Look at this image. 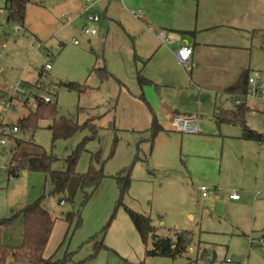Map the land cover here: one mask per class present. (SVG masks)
I'll list each match as a JSON object with an SVG mask.
<instances>
[{"label":"rangeland","instance_id":"374dc122","mask_svg":"<svg viewBox=\"0 0 264 264\" xmlns=\"http://www.w3.org/2000/svg\"><path fill=\"white\" fill-rule=\"evenodd\" d=\"M151 2L143 0L142 7L148 11ZM176 2L179 16L172 18L171 25L159 24L153 14L154 21L149 19L131 1H126L127 10L120 0H95L93 8L102 22L97 33L88 36L80 20L71 19L81 0L28 3L23 26L7 22L6 0H0V99H6L7 90L17 83L33 85L24 95L28 106L17 103L8 118L16 122L34 109V95H48L57 101L58 116L79 123L92 119L99 127L52 142L50 121L40 120L32 135L21 136L32 137L53 155L51 169L57 171L66 168V158L84 143L76 171L85 173L93 156L92 164L102 169L104 177L95 188L76 189L71 199L64 193L53 194L44 173L23 170L9 177L6 168L14 145L9 139L7 146L0 147V197L4 199L0 218L43 196L41 205L54 220L45 258L66 260L62 264H264L260 242L264 239V142L241 139L238 125L216 123L220 109L234 106L223 90L241 70L249 68L264 77L262 38L259 33L251 36L252 30L264 28V8L258 5L264 0ZM160 31L168 36L174 33L170 36L176 38L174 46L187 38L195 65L164 66L169 55L159 49L164 45L155 33ZM181 31L194 34L184 36ZM46 63L51 64L49 70ZM103 67L110 76L100 81ZM137 71L157 84L143 87L157 118L165 120V109L175 105L197 116L196 133L169 127L157 133L153 142L148 140L151 112L138 97ZM60 82L84 85L85 90L78 92L79 88ZM242 99L253 110L247 113V125L264 135V93ZM186 114H173L172 125L176 116H193ZM127 166L130 182L121 195L117 177ZM202 185L206 196L199 190ZM231 193L239 198L230 199ZM124 205L149 216L161 236L191 231L193 242L187 253L176 259L145 255V244ZM22 233L19 214L2 228V243L17 247Z\"/></svg>","mask_w":264,"mask_h":264},{"label":"trees","instance_id":"16d2710c","mask_svg":"<svg viewBox=\"0 0 264 264\" xmlns=\"http://www.w3.org/2000/svg\"><path fill=\"white\" fill-rule=\"evenodd\" d=\"M33 2H37V0H6L7 22H14L23 26L26 5ZM180 33L184 36H193L194 34L192 31H181ZM257 33H259L262 38L261 49L264 51V28L252 30L251 36L254 37ZM102 69H104V71L101 74H105L100 75V81H104L110 76L104 67ZM41 71L43 72V70ZM42 72L39 73V78ZM250 74L251 71L249 68L241 70L236 80L223 90V93L234 103V106L229 109H220L219 114L216 116V123L218 125H238L240 127L239 137L241 139L263 143L264 135L251 129L246 123L247 113L251 111V109L245 102L235 103V100L242 98L246 94ZM136 80L141 89L138 97L147 105L151 112L150 125L147 130L149 132L148 140L153 142L156 134L162 132L164 128L160 124L152 106L145 98L143 87L151 85L156 88L157 84L143 76L140 71L136 72ZM27 85V90H29V86H33L31 84ZM59 85H65L71 89L77 87L79 88L77 89L78 92L85 90L84 85L72 82H60ZM34 101V109L29 110L26 115L18 118L16 121L18 135L13 137L14 146L9 150V153L11 152V157L6 168L8 176L17 177L23 170L44 173L46 180H49L53 186L52 193H64L67 199L72 198V193L76 189L97 187L101 183L104 174L102 169H98L92 164L93 156L90 158L85 173H78L76 171L77 160L80 151L84 149V143H80L76 149L73 150V153L66 158V168L62 171H57L51 169L52 163L56 160L53 155L48 154L41 146L34 143L32 137L22 139L21 136L26 132H30L32 135L38 127L40 120L50 121L47 128L51 131L52 142L58 138L70 137L84 128H89L91 131L95 132L99 127L92 122V119L79 123L66 116H58L59 109L56 99L45 102L43 97L34 95ZM22 104L24 108L28 106L29 99L24 97ZM176 113L179 112L176 111ZM94 155L99 157V152ZM129 182L130 166H127L119 172L117 177V185L121 195L128 188ZM87 198L88 195L84 197L83 202H85ZM42 200L43 196H40L37 200L24 205L20 210L12 213L11 216L0 218V264H62L66 261L64 259L60 260L53 259L52 257H44L45 247L51 234L54 220L48 210L41 205ZM123 208L128 214L142 242L145 244V255L176 259L187 253L193 242L191 231H176L173 233V237L161 236L152 225L149 216L137 212L126 205H124ZM19 214L22 215L23 220L21 244L17 247L6 246L1 240V230L5 226L11 224ZM112 218L113 216L110 217L105 229L110 224ZM148 239H151L150 248L146 247Z\"/></svg>","mask_w":264,"mask_h":264},{"label":"built area","instance_id":"2783aa9c","mask_svg":"<svg viewBox=\"0 0 264 264\" xmlns=\"http://www.w3.org/2000/svg\"><path fill=\"white\" fill-rule=\"evenodd\" d=\"M85 5L82 7L77 16H82L83 23L81 26V30L84 34L88 36L95 35L97 33V25L101 20V14L93 8L95 4V0H84ZM18 28V26H15ZM149 31L153 30L151 25L147 26ZM158 41L163 45H171L176 39L170 37L165 34V32L160 31L155 33ZM73 43L77 44L78 41L73 39ZM192 48L186 44L182 45L175 51V56L179 63L183 65H188L191 60ZM51 68L50 63L45 64V70H49ZM16 86L12 87V89H8V97L6 99H0V147L4 148L7 146V142L9 139L13 142V137L18 133V128L16 122H12L8 118V113L14 111L18 106L17 103H22L24 99L25 92L27 91L26 86ZM264 93V77L258 71H254L250 74L248 78V88L246 90V94L244 97H252L255 94ZM45 102H49L51 97L45 95L43 97ZM244 102V99L240 98L235 100V103ZM197 116H176L173 118V126L176 131L182 133H196L198 131V126L196 124ZM199 190L201 191L202 196L207 195V188L205 186H199ZM230 199H238V195L236 193L229 194ZM63 204V202H61ZM261 243H264V239L260 240ZM227 262L230 260L227 259Z\"/></svg>","mask_w":264,"mask_h":264},{"label":"crops","instance_id":"0c3cea01","mask_svg":"<svg viewBox=\"0 0 264 264\" xmlns=\"http://www.w3.org/2000/svg\"><path fill=\"white\" fill-rule=\"evenodd\" d=\"M120 1L121 2L123 1V4L127 10H128V8L126 7V1H128V2L131 1L132 3H137V7H138L137 10H142V11L144 10L147 13V16L149 17V19H151L153 21H154V18L150 14L155 15L154 17L158 22H160L159 24H165V22H169L171 25H173L172 24V22H173L172 18H177L179 16V11H178L179 7L177 5L176 0H164V1L152 0L151 4L147 7L148 11L142 7L143 0H120ZM235 1L242 2V1H250V0H235ZM252 1L254 3L259 2V0H252ZM84 5H85L84 0H81V3L78 5V9H77L78 11L74 14L75 16L71 17L72 20L79 19L81 24L83 23V18H82V16H77V15ZM258 5L263 6V8H264V2L261 4H258ZM137 18H138V16H137ZM139 19H141L140 21L143 22L141 16H139ZM101 22H102V17H101V20L98 24H100ZM173 34L174 33H170V36H172ZM188 43H189L188 39L185 38L181 43H179L177 40V44L175 46L174 45H169V46L164 45L163 47H160L159 49H163L164 51H167V54L169 55V60L164 61L163 65L167 66L171 62L172 63L178 62V60L175 56V51L184 44H186L192 48V44L190 45ZM193 65H195V62L193 60V48H192V54H191V60H190L189 66H193ZM173 106H174L173 108H168V110L164 108L165 109V120H162L161 117L158 119L160 124L164 128L163 131H166L167 129H171V128L173 129L174 128L171 120H172L173 114H175L176 111L179 113H187V114H191L194 116V114L191 112L182 111V110H179L177 107L175 108V105H173ZM251 110H252V108H251ZM169 127H171V128H169ZM12 144H13V142H12ZM3 208H4V199L1 196L0 197V215L3 213ZM44 255H45V251H44Z\"/></svg>","mask_w":264,"mask_h":264},{"label":"water","instance_id":"95a60500","mask_svg":"<svg viewBox=\"0 0 264 264\" xmlns=\"http://www.w3.org/2000/svg\"><path fill=\"white\" fill-rule=\"evenodd\" d=\"M219 105V104H218Z\"/></svg>","mask_w":264,"mask_h":264}]
</instances>
